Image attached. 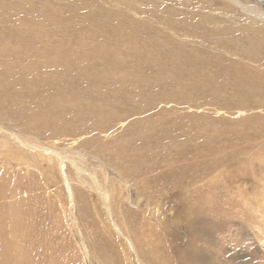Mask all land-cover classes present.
Here are the masks:
<instances>
[{
  "label": "rangeland",
  "instance_id": "1",
  "mask_svg": "<svg viewBox=\"0 0 264 264\" xmlns=\"http://www.w3.org/2000/svg\"><path fill=\"white\" fill-rule=\"evenodd\" d=\"M257 13L0 0V264H264Z\"/></svg>",
  "mask_w": 264,
  "mask_h": 264
},
{
  "label": "bare ground",
  "instance_id": "2",
  "mask_svg": "<svg viewBox=\"0 0 264 264\" xmlns=\"http://www.w3.org/2000/svg\"><path fill=\"white\" fill-rule=\"evenodd\" d=\"M258 3H261L262 5H264V0H256ZM263 7V6H262ZM251 12V11H250ZM254 15H256V17H259V18H261V19H263L264 20V15L263 14H261V13H257V14H254ZM119 17V16H118ZM117 17V18H118ZM113 18V17H112ZM120 19V18H119ZM124 19V18H123ZM119 21V20H118ZM124 21H122V23H123ZM114 25H115V23H114ZM119 26V25H118ZM115 27V26H114ZM114 29V28H113ZM115 32V31H114ZM113 32V33H114ZM100 33V32H99ZM108 34V33H107ZM108 36V35H107ZM102 38V37H101ZM106 39V38H105ZM102 41V40H101ZM100 41V42H101ZM106 41V40H105ZM98 43H99V41H98ZM9 51V50H8ZM250 53V52H249ZM5 54V53H4ZM101 56V55H100ZM243 57V56H242ZM237 59V58H236ZM264 77V76H263ZM260 82V81H259ZM262 82V81H261ZM262 84V83H261ZM62 166V165H61ZM68 190H69V188H68ZM69 194L71 195V192H70V190H69ZM103 194V200H105L106 201V196H105V194L104 193H102ZM70 197V196H69ZM120 228V227H119ZM134 230V229H133ZM118 231V230H117ZM120 232V231H119ZM121 234V233H120ZM116 235V234H115ZM127 236V235H126ZM128 242V241H127ZM129 243V242H128ZM201 245V244H200ZM130 246H131V244H130ZM87 248V247H86ZM128 249V248H127ZM184 251H186L185 249H184ZM188 251H189V249H188ZM187 251V252H188ZM132 252V251H131ZM181 252V251H180ZM172 254H174V253H172ZM182 254H186L185 252H182ZM171 255V254H170ZM179 255H180V253H179ZM188 255V254H187ZM174 256V255H173ZM172 256V257H173ZM175 256H176V254H175ZM191 256V255H190ZM186 257V256H185ZM171 258V257H170ZM177 258V257H176ZM176 258H174L173 260H175ZM178 258H180V257H178ZM193 258V257H192ZM196 258V257H195ZM199 258V257H198ZM172 259V258H171ZM188 259V258H187ZM186 260V259H185ZM195 260V259H194ZM199 260V259H198ZM177 261V260H176ZM189 261H193V260H189ZM185 262V261H184ZM202 262V261H201ZM187 263H190V262H187ZM192 263H196V260H195V262H192ZM191 263V264H192ZM199 263V262H198Z\"/></svg>",
  "mask_w": 264,
  "mask_h": 264
}]
</instances>
